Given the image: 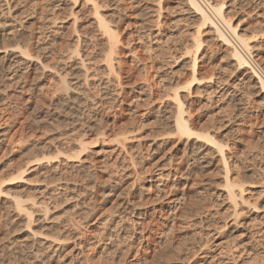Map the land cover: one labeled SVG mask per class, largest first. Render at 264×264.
<instances>
[{"label":"rangeland","instance_id":"1","mask_svg":"<svg viewBox=\"0 0 264 264\" xmlns=\"http://www.w3.org/2000/svg\"><path fill=\"white\" fill-rule=\"evenodd\" d=\"M95 1L105 5L104 11L101 9L104 14L120 17L115 25L119 40L115 53L118 55L113 54L120 81L117 85L115 77H112L114 81L107 79L103 52L108 50L97 45V54L89 57V86L87 90L84 87L88 102H96L97 106L89 104V119L82 122L84 130L79 125L70 127L66 120V123L60 122L64 112L57 108L62 113L59 114L54 104L59 94L57 73L54 76L51 70H47L48 73L32 69L28 78L22 80L23 85H16L17 89L14 84L8 89V82L4 84L5 80L2 83L0 80V264H206L209 256H215L213 264H264L262 213L245 212L244 224L235 233L228 234L227 226L223 227L229 222L225 217L226 206L218 192L223 186L221 164L213 158L202 170L193 166L184 153L185 148L176 144L177 139L173 138L166 122L173 112V104L169 102L172 99L166 97L187 82L189 58L196 52L193 40L197 34L202 43L201 52L208 57L201 59L197 54L200 67L197 78L220 80L227 92L236 84L231 53L214 45L210 32L205 27L199 28L197 19H188L183 0ZM211 1L212 5L227 2ZM235 1L230 18L240 34L247 38L256 36L253 43L256 51L245 55L249 61H254L264 78V0H257L255 4L261 2L257 6L248 5V0ZM20 2L23 0L16 4ZM26 2L24 0V7L22 3L17 6L18 10L16 5L13 11L12 7L10 9L13 15L10 17L23 22H18L15 28L19 35L14 29L5 36H18L17 43L24 39L26 42L30 37L32 44L26 50L33 56L37 54L43 65L49 68L56 65L55 71L65 72L72 60L68 59V52L74 46L71 43L72 18L67 15L78 10L81 21L76 30L88 31L93 17L89 12L91 2L81 6L83 9L72 6L80 0ZM205 3L202 5L208 7ZM157 4L161 8L159 32L154 26ZM143 11L149 15L143 16ZM55 16L59 21L52 27L51 19ZM21 25L28 28L22 30ZM81 26L84 27L80 29ZM42 33L46 37L43 34L41 39L36 38ZM2 38L0 43H9L4 47L9 48L13 42L16 45L14 38H10L11 41ZM17 45L25 50L22 43ZM40 46H45L44 50ZM60 57L63 61L57 60ZM101 77L111 80L107 95L97 86ZM169 78L173 80L171 83ZM240 89L244 95V108L240 110L227 96L212 94L209 98H199L192 93L187 114L195 132H208L213 140L227 145L225 152L231 178L244 184L245 198L258 206L264 204V119L257 108L263 96L259 86L253 83ZM50 113L56 115L54 119ZM79 143L82 147L76 145ZM30 161L37 169L32 163L27 164ZM23 167H28L27 172L17 180V169ZM84 168L88 169L86 173ZM110 189L114 190L113 194H108ZM128 192H133L129 198L135 207L133 212L131 207L122 205L118 197ZM13 196L26 203L33 198L32 201L45 203L49 207V218L33 213L35 220L29 229L14 215L10 200ZM33 234L59 238L65 243L62 246L37 244V240L30 237Z\"/></svg>","mask_w":264,"mask_h":264},{"label":"bare ground","instance_id":"2","mask_svg":"<svg viewBox=\"0 0 264 264\" xmlns=\"http://www.w3.org/2000/svg\"><path fill=\"white\" fill-rule=\"evenodd\" d=\"M14 1H16V0H0V39L2 37H4L5 35H8L9 33L11 34V31H13L15 28H17L16 26L20 22H21V24L23 23L22 21H19V20L17 21V19H15V17L14 18L10 17L12 15V14L10 15V13H11L10 9H12L13 6H15V5H16V8L15 7L14 8L17 9V6L19 7L20 4L21 3L23 4V2H24V0H23V2H20V4L17 5L18 4L17 2L19 1V0H17V2H16L17 4L15 3L12 6ZM71 1H74V0H71ZM158 1H159L158 3L161 2V0H158ZM183 1H184L185 6H187L188 19H197L200 22L199 28L200 27L201 28L205 27L208 30V32H210L211 38H212L211 40H212V42H214L213 44L214 45L217 44L219 47L224 48L226 50V52L229 51V54L231 53L232 67H233L234 73L236 74L235 77H234L235 81H236V84L231 88L232 90L230 92H227L228 90H224V87H225L224 83H222L220 80H217V79L215 80L214 78L210 77L209 80L207 79L208 81L207 80L203 81V78H201V79L197 78V75H199L198 73H199V68H200L198 63H197V60H198L197 54L201 56L200 57L201 59H204V58L206 59V57H207V55L205 53L201 52V49H202L201 44L202 43L199 40V36L197 34V37H195L194 40H193L195 45H196V52H195V54L193 56H191L189 58L190 69H189L188 73L186 74V79H187L186 81L187 82L184 83L185 85L183 87L177 88L172 93L170 91L169 93H170L171 96L170 97H166V98H169V99L171 98L172 99L169 102L171 104H173L172 105L173 106V112L171 113V115H169L167 120L166 119L165 120L167 122V125H169V127L171 128L173 138L176 137V139H177V143L176 144L181 145V146H183V148H185L184 151H186V152H184V153L186 154V157L191 160V164L193 166H195L198 169L202 170L205 167H207L208 165H210V163H211L213 158L218 159L219 163L221 164V168L223 170V177H222L223 186L220 189H218V192H219L220 196H222V198H223L222 202H224L225 206H226V209H225V214L226 215H225V217L227 219H229V222L224 223L223 227L227 226L226 227L227 228V232H228V234L231 235V234L235 233L239 229V227H241L244 224V222H242V216H243V214L245 212L257 213V212L260 211L259 213H262V216L264 217V204L262 202L260 205L257 206L256 203H250L245 198L244 184L236 183L234 181V179H232L230 174H229L230 173V166L228 164V156H227V154L225 152L226 149H227V145L219 143V142H216L215 140H213L214 137L208 132H204V133L195 132L193 130L194 126L192 124L191 118H190V116L187 113L189 111L190 97L192 96V93H194L195 95H199V98H205V97L209 98L212 94H219L220 96L224 95L225 97L227 96L228 98H230L231 102L235 101L237 103V107H239V110H240L241 108H244V107H242L244 105L243 104L244 95L241 93V89L240 88L244 87V86H246L248 84H252L253 83V84L259 86L260 95L263 96V100H262L261 104L258 105L257 108L259 110L258 112L262 115V117L264 119V78L261 76L259 68L254 64V61L253 60L249 61L247 59L246 55H245L246 53L248 54V52L251 53V52L256 51L257 48L255 47V45H253V43L256 41V39H255L256 36H250V37L247 38L245 35L240 34L239 31H238L237 26H235L233 24V21L231 20L230 15L234 11V6L236 4L235 0H227V2H225L223 4L221 2V4L218 3V4H215V5H212V1L211 0H202V2L203 1H204V3L206 2L205 4H207L208 7L203 6L202 4H204V3H202L201 0H183ZM27 2H28V0H27ZM35 2H37V1H35ZM87 2H91V5H90L91 9H90L89 12H90V14L92 13L91 17L93 16L92 20H91V23H89L91 25H90V29H88V31H84V32L81 33L80 31L76 30V27L78 28L79 22L81 21V16L80 17L77 16V12H79L78 10H77V12L72 10V12L70 14H68V15L66 14L67 16H71V18H72L71 23L70 22L69 23L71 24L70 28L73 27V29L75 30L74 31L75 34L73 32V29H71L72 30L71 35L73 34L74 36L72 35L73 36L72 37L71 35H69V37L70 36L72 37L71 38V41H72L71 43H72V45L74 43V46H72V48L70 47V50L72 49L71 52H68V51H70L68 49H66V50H68L67 52L69 53L68 59L69 60L72 59L71 60L72 62L70 61L71 64H68V66H69L68 69L65 72L62 71L63 73H61L60 71H59L60 73H58V70L55 71L56 65L53 68H51V67L49 68L48 66H46L47 64L43 65L42 63H40L39 62V58H38L39 56L36 54V53L39 54V52L35 53L37 56L36 55L33 56V55H31L29 53V51L26 50V49H28L30 47L28 45L31 43L29 41V39H30L29 36H28L29 39H27L28 41H26V42L24 41L25 39L23 40V42L18 40V41H20L18 43H20V44L22 43L23 44L22 46L25 47V48H23L25 50H22L20 45H17L18 43H17V40L15 38H17L18 36H16L14 38V36H13L14 34L12 35L13 36L12 38H14L16 40V41L13 40V41L16 42V45H15L16 47L13 44L14 42L12 44H10L9 48L7 47V45L9 43L7 44L4 41H2V43H0L1 46H3V47L0 46V54L2 55V57L0 58V59H2L1 62H0V80H1V83H2L3 80H5V81H3V83L5 84V82H8L7 88L11 87V85H13V84H14L13 86L16 88V85L21 84L23 79H27L28 78V74H29L30 71H32V69L36 70V69L39 68V69L43 70L44 72H46L47 70H51V71L54 72L53 73L54 76L57 73L56 77H57V81H58V85L59 86L58 85H56V86H58L57 90H58L59 94L57 95V97L55 96L57 98V100H56L57 103H54V104L57 105V107H55L56 110L58 108V109H62V110H59V111L64 112L63 115H62V113L57 110L59 114L61 113V115L63 116V119H64V121H63V119L60 118L62 120L60 122H63V123L65 122L66 123V121H67V123L70 125V127L79 125L81 130H84L83 129L84 127L82 126V122L85 121L86 119H89V117L87 118V116H89V111H90V105L89 104H91L92 102H90V103L88 102L89 96L88 97L86 96L87 92L84 90V87L87 90V86H89V82H90L89 79H91V76L89 75V71H90L89 68L90 67L88 66L89 62L91 61V59H89V57L93 53H96L98 51L97 45L99 46V44H100L101 48L104 47L105 50H108L106 52L104 50V48H103V50L105 51V53L103 52V54H105V55H103L104 68H105V70L107 72V75L109 77L107 79H112V77L113 78L115 77L116 80L115 81L113 79L112 80L117 85H119V81H120L119 80L120 78H119L117 70H116L117 63H115V60H114L116 58H113V56H114L113 54L115 53V50L118 48V41H119L117 39V35H118L117 34L118 32L116 31L117 30V26L115 27V25H116V23L118 21H120V19H119L120 17H117L118 15H116V17H114L115 15L109 16L110 14L109 15L104 14V12H103L104 8L103 7L105 5L103 6L102 3L99 4L95 0H80V2H75L74 5H72V6H74L75 8H78L79 6L80 7L81 6H85ZM256 2H257V0H248L247 1L248 5H251V6L254 5ZM32 3H34V1ZM258 4H261V2L255 4V6H257ZM158 5L159 4L156 5L157 7H155V10H154V12L156 14L155 15L156 19L154 21L155 22L154 26L158 29L157 31L159 32L160 26H161L162 23H161V20H159L161 8ZM22 6L24 7V4ZM106 6H109L110 8L112 7L113 9H116V8H114V5H111V4L110 5L107 4ZM115 6H117V5L115 4ZM239 7H241V6H239ZM14 8L12 9V11L14 10ZM75 8H72V9H75ZM101 9H103V11ZM116 12L114 14H116ZM143 12H145V11H143ZM150 14H152V13L150 12ZM18 15L22 16V14H18ZM18 15H17V17H18ZM142 15L146 16V15H149V14H147L145 12ZM21 16H19V18H21ZM31 16H33V15H31ZM52 16H54V14ZM45 17H44V19H45ZM33 18H35V17H33ZM50 18H52V17H49V19ZM55 18L53 17V20L51 19L52 22L54 21L53 23H51V24H53L52 27L57 26L56 21L58 20V18L56 16H55ZM40 19H39V21H40V23H42ZM46 19H48V17ZM47 22H49V21L47 20ZM61 22H63V21H61ZM220 24H221V26H220ZM43 25H46V24H43ZM22 26H25V25H21V27ZM84 26H81L80 29H82ZM42 27H44V26H42ZM27 28L24 27L22 30L27 29ZM115 28H116V30H115ZM15 30H14V32L16 34L18 29L16 31ZM29 30H31V29H29ZM50 30H48V31H50ZM84 30H86V29H84ZM34 31L33 32L30 31V32L34 33ZM223 31L225 33H228V34H225ZM21 32H19V33L21 34ZM43 32H45V30ZM199 32L197 31V33H199ZM43 34L44 33H42V35H40V36H36V38L38 37V39H41L42 38L41 36H43ZM53 34L51 33V35H53ZM59 34L60 33L58 32V35ZM33 35L34 34H32V36ZM36 35H37V32H36ZM44 35L46 37V34H44ZM20 36H22V35H20ZM4 38L6 40H7V38H9V40H10L11 37H6L5 36ZM36 38H34V39H36ZM47 38H48V36H47ZM5 39H3V40H5ZM31 39H32V37H31ZM35 41H37V40H35ZM38 42H40V41H38ZM5 44H7V45L4 47ZM34 44L36 45V43H34ZM43 44H45V43H43ZM37 46H39V45H36V47ZM40 47H38L37 49H39ZM41 48L44 50L45 46L44 47L42 46ZM41 48H40V50H41ZM45 51H46V49H45ZM31 53L34 54V52H31ZM64 54H65V52H64ZM115 54H117V52ZM66 56H63V57L65 58ZM66 58H65V60H66ZM58 59L62 60L61 57L57 58V60ZM69 60H67V61H69ZM58 61H56V62H58ZM60 62H58V63H60ZM60 66H62V64ZM65 66H67V64ZM62 68H63V66H62ZM38 70H36V71L38 72ZM60 70H62V69H60ZM43 71H41V73ZM33 73H35V72H33ZM41 73H38V74H41ZM43 74H46V73H43ZM34 76H36V75H34ZM37 76L40 77V75H37ZM172 78H169V79L171 80ZM32 80H34V78ZM170 80H168L169 83H171L173 81V80H171V81ZM109 84H112L111 80H109V81L106 80L105 81L104 77L103 78L101 77L98 80V85L97 86H100L101 89L104 90V94L107 95V90H108ZM22 85L23 84H21V86ZM4 86H6V85H4ZM7 88H5V89H7ZM22 89H24V88H22ZM170 89H171V87H169V90ZM171 90H173V89H171ZM7 93L8 92H6V94ZM48 93H50V92H48ZM58 96H60V97H58ZM162 98L164 99L165 97H162ZM89 101H91V100H89ZM91 105L97 106V103L95 102L94 104H91ZM54 111H53V114H54ZM48 114H49V112H48ZM58 115H57V117H58ZM50 116L53 118V116H56V115H52L50 113ZM262 117H261V119H262ZM45 118H47V116ZM49 121H51V120H49ZM69 125H67V126L69 127ZM79 126H78V128H79ZM65 127H66V125H65ZM89 128H91V127H89ZM89 128L87 127V129H89ZM80 129H79V131H81ZM123 140H126V139H123ZM166 140H167V138H166ZM200 141H201V143H204V144L201 145L200 143H198ZM76 145L77 146L79 145V146L82 147L83 144L80 145V143H79V144H76ZM206 146H208V147L205 148ZM208 148H209V150H208ZM41 153L43 154V152H41ZM74 158L76 159L77 156H75ZM46 160H47V158H46ZM85 160H83V161H85ZM37 161H39V160H37ZM31 163L32 162L30 161V163H27V164H31ZM31 165L35 166L34 162ZM72 165H74V164H72ZM78 165H80L79 167L82 166V164H78ZM26 166H28V165H26ZM26 168H28V167H26ZM26 168L23 167V169L22 168L17 169L18 170L17 173H16V176H17L16 179L17 180L22 178L21 175L24 172H27ZM36 169H37V167H36ZM80 169L81 168H79V171H80ZM82 169H83V167H82ZM85 170H88V169L84 168L83 172ZM86 172L87 171H85L84 173H86ZM108 192H109L108 194H110V193L113 194L114 190L110 189V190H108ZM114 194H116V193H114ZM131 195H133V192H128L127 194H121L120 193V194H118V197H119V200H120L121 204L125 205L126 207L127 206L131 207L130 211L133 212L135 207H134L133 204H132L133 206L131 205V201L129 200ZM109 196H111V195H109ZM3 197H4V195H3ZM9 199H10V197H9ZM179 199H181V198H179ZM10 200H12L11 201V203H12L11 206L13 207L14 213H16L14 215L18 216L20 218L19 220L21 221V223H22V221H24L23 223L29 229L33 226L32 225L30 227V224H32V222L35 220V219L34 220L32 219L33 218L32 217L33 213L40 214L39 217L47 216L48 213H49V212L47 213V210H49L48 209L49 207L47 208V205L45 203H43V205H42L41 203H37V202L32 201L31 199H29L28 202H27L28 204H27L26 201L24 202L20 198H17V197H14V196ZM9 203H10V201H9ZM23 203H24V205H23ZM11 211H12V208H11ZM10 214H12V213H10ZM42 218H40V219H42ZM47 218H49V217L47 216ZM45 219H46V217L43 220H45ZM49 221H48V223H49ZM55 226H58V225H55ZM215 232H216V230H215ZM216 233H218V232H216ZM137 234H139V233L137 232ZM30 237L33 240H37V242H38L37 244L40 243L41 245L42 244H49L47 246H53V245L57 246L59 244L61 245V244L65 243V242L61 243L59 238L58 239L57 238H50V237L46 238V236L44 238V237H39L36 234H33ZM78 245H80V244H78ZM205 245H206V243L203 244V247ZM43 246H45V245H43ZM43 246H39V247L43 248ZM66 247H67V245H66ZM249 248H250L249 250L252 249L251 247H249ZM38 252H39V250H38ZM37 253H36V255L39 254V253L38 254ZM214 257L215 256L207 257V260L205 261V263L206 264H213ZM31 258H33V256Z\"/></svg>","mask_w":264,"mask_h":264}]
</instances>
